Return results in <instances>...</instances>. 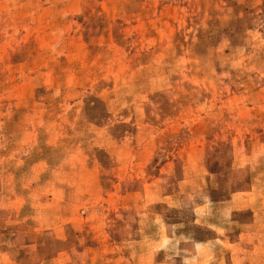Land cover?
<instances>
[{
	"label": "rangeland",
	"instance_id": "1",
	"mask_svg": "<svg viewBox=\"0 0 264 264\" xmlns=\"http://www.w3.org/2000/svg\"><path fill=\"white\" fill-rule=\"evenodd\" d=\"M264 217V0H0V264H248Z\"/></svg>",
	"mask_w": 264,
	"mask_h": 264
},
{
	"label": "crops",
	"instance_id": "2",
	"mask_svg": "<svg viewBox=\"0 0 264 264\" xmlns=\"http://www.w3.org/2000/svg\"><path fill=\"white\" fill-rule=\"evenodd\" d=\"M257 227L255 240L242 242V258L248 264H264V217L258 215L254 218Z\"/></svg>",
	"mask_w": 264,
	"mask_h": 264
}]
</instances>
